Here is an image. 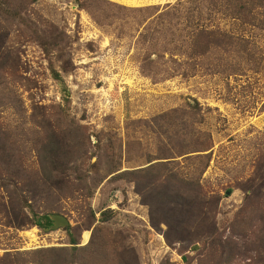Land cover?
Returning <instances> with one entry per match:
<instances>
[{"label": "rangeland", "instance_id": "374dc122", "mask_svg": "<svg viewBox=\"0 0 264 264\" xmlns=\"http://www.w3.org/2000/svg\"><path fill=\"white\" fill-rule=\"evenodd\" d=\"M127 1L0 0V264H264V0Z\"/></svg>", "mask_w": 264, "mask_h": 264}, {"label": "water", "instance_id": "95a60500", "mask_svg": "<svg viewBox=\"0 0 264 264\" xmlns=\"http://www.w3.org/2000/svg\"><path fill=\"white\" fill-rule=\"evenodd\" d=\"M49 219L53 222L51 226L53 230H58L69 225V220L63 215H51Z\"/></svg>", "mask_w": 264, "mask_h": 264}, {"label": "trees", "instance_id": "16d2710c", "mask_svg": "<svg viewBox=\"0 0 264 264\" xmlns=\"http://www.w3.org/2000/svg\"><path fill=\"white\" fill-rule=\"evenodd\" d=\"M141 1L143 2V0H140V1L139 0H131V1H127V2H132V3L139 5V4H141ZM45 45H44V50L46 52H48L47 47ZM52 73L57 80H61L60 74L58 73V71L55 68H52ZM36 225H38L39 227L45 228V225L42 224L41 222L37 223Z\"/></svg>", "mask_w": 264, "mask_h": 264}, {"label": "bare ground", "instance_id": "6f19581e", "mask_svg": "<svg viewBox=\"0 0 264 264\" xmlns=\"http://www.w3.org/2000/svg\"><path fill=\"white\" fill-rule=\"evenodd\" d=\"M85 238H86V240H87V238H88V233L85 234Z\"/></svg>", "mask_w": 264, "mask_h": 264}, {"label": "flooded vegetation", "instance_id": "af4514ba", "mask_svg": "<svg viewBox=\"0 0 264 264\" xmlns=\"http://www.w3.org/2000/svg\"><path fill=\"white\" fill-rule=\"evenodd\" d=\"M51 224L53 225V222H51ZM44 225H45V227H46V226H47V223H46V224H44ZM52 225H51V226H52ZM51 226H50V227H51Z\"/></svg>", "mask_w": 264, "mask_h": 264}]
</instances>
